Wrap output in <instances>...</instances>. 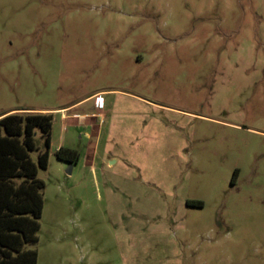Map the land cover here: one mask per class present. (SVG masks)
Masks as SVG:
<instances>
[{
	"label": "rangeland",
	"instance_id": "374dc122",
	"mask_svg": "<svg viewBox=\"0 0 264 264\" xmlns=\"http://www.w3.org/2000/svg\"><path fill=\"white\" fill-rule=\"evenodd\" d=\"M16 112L53 114L37 264H264V0H0Z\"/></svg>",
	"mask_w": 264,
	"mask_h": 264
},
{
	"label": "trees",
	"instance_id": "16d2710c",
	"mask_svg": "<svg viewBox=\"0 0 264 264\" xmlns=\"http://www.w3.org/2000/svg\"><path fill=\"white\" fill-rule=\"evenodd\" d=\"M53 114L0 115V264H37L44 183L50 155ZM58 160L76 164L79 154L60 147ZM202 206L201 202H187Z\"/></svg>",
	"mask_w": 264,
	"mask_h": 264
},
{
	"label": "crops",
	"instance_id": "0c3cea01",
	"mask_svg": "<svg viewBox=\"0 0 264 264\" xmlns=\"http://www.w3.org/2000/svg\"><path fill=\"white\" fill-rule=\"evenodd\" d=\"M63 118H65V117H63ZM64 120V119H63ZM94 128H95V126H94ZM96 132H97V134L100 132V126L98 125L97 127H96Z\"/></svg>",
	"mask_w": 264,
	"mask_h": 264
}]
</instances>
